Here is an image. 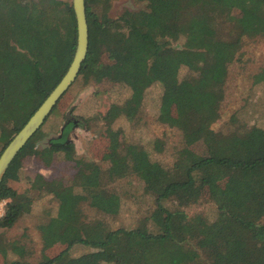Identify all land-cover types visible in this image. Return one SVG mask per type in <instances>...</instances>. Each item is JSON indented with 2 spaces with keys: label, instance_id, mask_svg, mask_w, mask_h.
I'll use <instances>...</instances> for the list:
<instances>
[{
  "label": "trees",
  "instance_id": "trees-1",
  "mask_svg": "<svg viewBox=\"0 0 264 264\" xmlns=\"http://www.w3.org/2000/svg\"><path fill=\"white\" fill-rule=\"evenodd\" d=\"M113 1L85 0L89 46L76 80L86 85L120 79L129 91L104 115L85 117L86 126L97 130L120 117L135 120L147 91L158 86L161 107L174 110L166 123L188 147L206 140L205 154H189L185 147L168 164L154 159L163 145L150 140L108 149L100 161L85 160L76 157L67 139L77 124L66 120L56 131L59 136L38 149L45 135L41 126L0 184V202H6L1 232L29 214L37 196L47 195L56 201L57 212L38 226L42 255L37 264H264V132L247 125L213 130L228 66L245 39L264 37V0H135L144 8L123 9L112 18ZM75 47L70 1L0 0L3 148L60 82ZM106 56L113 65L103 67ZM182 69L187 70L183 78ZM253 84L264 85V68ZM32 158L44 167L70 163L72 174L47 179L25 172L23 163ZM128 177L142 183L155 201L132 228L121 217L123 196L111 185ZM205 203L215 206L212 220L202 212H186ZM1 232L4 259L18 246ZM55 243L65 247L48 257L44 250ZM75 245L88 251L71 256ZM24 256L2 264H30Z\"/></svg>",
  "mask_w": 264,
  "mask_h": 264
},
{
  "label": "rangeland",
  "instance_id": "rangeland-1",
  "mask_svg": "<svg viewBox=\"0 0 264 264\" xmlns=\"http://www.w3.org/2000/svg\"><path fill=\"white\" fill-rule=\"evenodd\" d=\"M70 1L72 0H62ZM93 9L96 3L92 2ZM144 8L135 0H114L109 12L110 17L117 18L123 9L140 10ZM180 41L173 43L179 47ZM114 61L107 56L102 59L103 67L113 65ZM264 68V37L245 39L243 48L237 60L227 69V79L224 86V99L220 105V117L213 125L216 132L226 130L232 125L241 127H255L264 132V85L253 84V76ZM187 74L186 69L180 71V77ZM120 79L103 80L102 83L82 84L75 82L53 108L50 115L42 125L41 131L45 134L38 142V149L46 147L51 138H56L63 125L72 121L76 126L70 130L67 139L74 144L77 158L85 160H97L106 150L116 151L124 144L154 140L163 145L161 153L153 154L154 159L165 163H172L176 152L186 147L185 152L202 156L207 141L200 145L188 147L182 141L180 132L170 127L166 122L174 117L171 106L160 105L161 90L153 86L147 91L138 117L133 121H127L124 117L116 119L112 124H102L97 130L93 125L86 126L85 117L95 114L104 115L113 104H119L128 95L126 83H120ZM0 144V154L3 151ZM23 166L25 172L40 173L50 179L55 176L64 178L72 174L70 163L54 162L49 167H44L36 159L26 160ZM106 167V166H104ZM123 196L121 217L127 228L135 227L139 220L148 216L154 207V197L144 192L143 185L136 178H125L111 184ZM6 202H0V216L4 214ZM168 206V205H167ZM169 207V206H168ZM57 203L51 196H37L29 214L21 217L9 230L0 232L4 239L14 242L18 249L10 252L6 258L0 256V264L17 260L20 255H25L23 261L37 264L41 259V236L38 226L56 215ZM188 215L202 212L210 220L216 215L215 206L210 203L193 205L186 209ZM65 244L55 243L44 250V254L55 256ZM88 249L81 245H75L70 250L71 256H79Z\"/></svg>",
  "mask_w": 264,
  "mask_h": 264
},
{
  "label": "water",
  "instance_id": "water-1",
  "mask_svg": "<svg viewBox=\"0 0 264 264\" xmlns=\"http://www.w3.org/2000/svg\"><path fill=\"white\" fill-rule=\"evenodd\" d=\"M71 6L76 22V47L72 61L60 82L0 154V184L13 159L40 129L55 105L75 82L81 65L86 58L89 46V31L85 0H72Z\"/></svg>",
  "mask_w": 264,
  "mask_h": 264
}]
</instances>
